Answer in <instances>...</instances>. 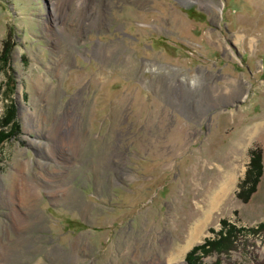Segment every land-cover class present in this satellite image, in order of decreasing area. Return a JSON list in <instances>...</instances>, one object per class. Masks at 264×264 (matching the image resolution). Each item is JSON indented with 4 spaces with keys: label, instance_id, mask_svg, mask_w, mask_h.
<instances>
[{
    "label": "rangeland",
    "instance_id": "obj_1",
    "mask_svg": "<svg viewBox=\"0 0 264 264\" xmlns=\"http://www.w3.org/2000/svg\"><path fill=\"white\" fill-rule=\"evenodd\" d=\"M0 135V264H264V0H0Z\"/></svg>",
    "mask_w": 264,
    "mask_h": 264
},
{
    "label": "trees",
    "instance_id": "obj_2",
    "mask_svg": "<svg viewBox=\"0 0 264 264\" xmlns=\"http://www.w3.org/2000/svg\"><path fill=\"white\" fill-rule=\"evenodd\" d=\"M3 135H0V141H2ZM257 163H253V167L256 166ZM260 174V171H257V173L254 175L251 184L249 185V188L247 191H243L240 194L244 201H247L249 196L255 191V186L257 184L258 176ZM243 183V181L241 182ZM223 228L225 230L224 234H221L219 238H216L214 240H205L202 244H197L193 246L188 253L186 254V261L189 264H198L199 259L202 258L205 255L211 254L212 252L216 253H227L229 249L233 246V240H235L237 233L240 231V228H237L234 224H230L226 222L225 220L222 222ZM264 224L262 223L260 227H263ZM196 260V262H195ZM199 260V261H198Z\"/></svg>",
    "mask_w": 264,
    "mask_h": 264
},
{
    "label": "bare ground",
    "instance_id": "obj_3",
    "mask_svg": "<svg viewBox=\"0 0 264 264\" xmlns=\"http://www.w3.org/2000/svg\"><path fill=\"white\" fill-rule=\"evenodd\" d=\"M54 7V6H53ZM58 12V11H57ZM39 81V80H38ZM40 82V81H39ZM38 82V83H39ZM58 164V163H57ZM70 166V165H69ZM68 166V167H69ZM28 169H29V163L28 162H25L23 165H22V170H23V172H27L28 171ZM21 178V177H20ZM48 178V177H47ZM54 181H56V179L55 178H53V180L51 181L50 180V182H54ZM22 182H23V186H24V190H25V193H24V197H22L21 199H22V201H24V202H26V203H28L29 201H30V195H27V191L29 192V191H35L36 193H39L41 190H42V187L44 186V184L42 185V183L40 184V182H38V180L37 179H35V178H33V180L32 181H29V179H28V177H26V176H24V177H22ZM65 190H68V188L67 189H65ZM23 193V192H22ZM30 194V193H29ZM35 221V220H34ZM200 227H198V226H195L193 229H192V231H191V233H190V238H189V241H188V244L187 245H190L194 240H195V238L197 237V235L200 233V229H199ZM182 252V249H180V250H178L177 251V254H179V253H181ZM169 255H168V258L169 259H171L172 258V253L171 252H169L168 253ZM77 258V257H76ZM36 263H38L37 261L34 263V264H36Z\"/></svg>",
    "mask_w": 264,
    "mask_h": 264
}]
</instances>
